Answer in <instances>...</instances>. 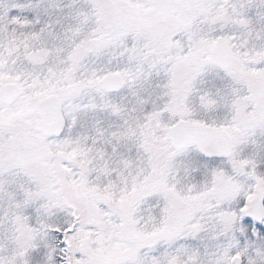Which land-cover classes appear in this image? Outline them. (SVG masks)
<instances>
[{"label": "snow or ice", "instance_id": "6c2138e0", "mask_svg": "<svg viewBox=\"0 0 264 264\" xmlns=\"http://www.w3.org/2000/svg\"><path fill=\"white\" fill-rule=\"evenodd\" d=\"M0 264H264V0H0Z\"/></svg>", "mask_w": 264, "mask_h": 264}]
</instances>
